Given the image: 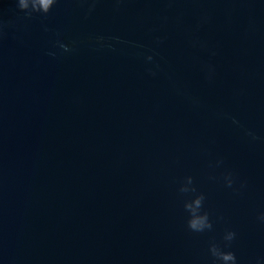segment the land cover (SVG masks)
<instances>
[{"label": "water", "instance_id": "obj_1", "mask_svg": "<svg viewBox=\"0 0 264 264\" xmlns=\"http://www.w3.org/2000/svg\"><path fill=\"white\" fill-rule=\"evenodd\" d=\"M92 4L29 18L0 0V264H213L225 230L255 264L264 0ZM201 192L214 227L198 234L184 201Z\"/></svg>", "mask_w": 264, "mask_h": 264}, {"label": "clouds", "instance_id": "obj_2", "mask_svg": "<svg viewBox=\"0 0 264 264\" xmlns=\"http://www.w3.org/2000/svg\"><path fill=\"white\" fill-rule=\"evenodd\" d=\"M57 3V0H17V6L20 10L25 12V15L29 18L33 16V13H42L47 15L53 8V5ZM95 7V0H93L92 7L89 9L91 12ZM99 42L103 43L105 37L99 36L96 38ZM111 39V38H110ZM115 39H119L118 37ZM57 44L65 52L71 51L72 47L69 44H65L61 41H57ZM149 61L153 59L151 55L147 57ZM207 71L209 79L214 72L211 65H207ZM155 73H153L154 75ZM233 122L239 124V121L233 118ZM253 140L259 139V137L252 131L248 130L247 133ZM217 163H223L222 160ZM227 186L232 187L234 183L233 175L228 172L225 176ZM179 192L181 194L196 193L197 189L193 182V177L188 176L186 182L182 183ZM204 193L196 194L191 199L184 201V210L188 213L187 227L192 233H204L206 231H212L214 227L213 220L210 213L204 210ZM261 223H264V213H261L258 217ZM237 233L235 230H225L223 235V244L218 242H212L209 246V252L213 258V264H238V258L234 251L226 250L231 249L232 243L235 241ZM255 264H264V257H261L255 261Z\"/></svg>", "mask_w": 264, "mask_h": 264}]
</instances>
